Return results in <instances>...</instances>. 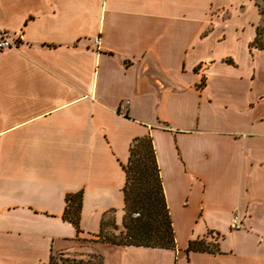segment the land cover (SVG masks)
<instances>
[{
    "label": "crops",
    "instance_id": "0c3cea01",
    "mask_svg": "<svg viewBox=\"0 0 264 264\" xmlns=\"http://www.w3.org/2000/svg\"><path fill=\"white\" fill-rule=\"evenodd\" d=\"M263 24L254 0H0L16 44L0 51V264L76 244L69 194L82 238L122 222L142 137L176 249L112 247L105 264H264ZM200 240L218 251H187Z\"/></svg>",
    "mask_w": 264,
    "mask_h": 264
},
{
    "label": "trees",
    "instance_id": "16d2710c",
    "mask_svg": "<svg viewBox=\"0 0 264 264\" xmlns=\"http://www.w3.org/2000/svg\"><path fill=\"white\" fill-rule=\"evenodd\" d=\"M260 14L263 13L260 12ZM261 28H258L252 47L263 50L264 40L261 39ZM122 167L126 174V185L123 190L125 215L122 226L124 230L119 236L104 237L103 232L107 222L104 219L97 237H103L104 243L115 246L175 250L174 226L150 137L136 138L132 142L129 161ZM82 203V192L67 195L63 214V220L71 223L76 229L78 240L82 233L80 227ZM112 222L116 226L114 220ZM187 251L217 252L218 250L200 240L191 241Z\"/></svg>",
    "mask_w": 264,
    "mask_h": 264
},
{
    "label": "rangeland",
    "instance_id": "374dc122",
    "mask_svg": "<svg viewBox=\"0 0 264 264\" xmlns=\"http://www.w3.org/2000/svg\"><path fill=\"white\" fill-rule=\"evenodd\" d=\"M254 3L258 9V12L263 13L262 15L264 20V0H254ZM261 26V39L264 40V24ZM120 213L125 215V210L124 213ZM111 214L112 212H108V217ZM112 220V218L107 219L103 232V236L106 238L119 236L124 230L122 226L123 220L122 222H118V225L116 224V226L113 225L114 223ZM82 234L83 231L80 234V240L77 238L76 244H74L71 249L54 253L50 260V264H105V252L112 247H122L104 243V238H98V234L85 238H82Z\"/></svg>",
    "mask_w": 264,
    "mask_h": 264
},
{
    "label": "built area",
    "instance_id": "2783aa9c",
    "mask_svg": "<svg viewBox=\"0 0 264 264\" xmlns=\"http://www.w3.org/2000/svg\"><path fill=\"white\" fill-rule=\"evenodd\" d=\"M94 44H99V39H94ZM16 48V44L12 42L5 34H0V51ZM242 221L240 215L235 213L232 217L230 228L232 231H239L242 229Z\"/></svg>",
    "mask_w": 264,
    "mask_h": 264
}]
</instances>
